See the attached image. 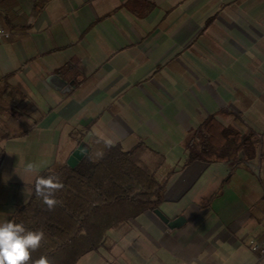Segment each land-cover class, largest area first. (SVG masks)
Here are the masks:
<instances>
[{
	"label": "crops",
	"instance_id": "0c3cea01",
	"mask_svg": "<svg viewBox=\"0 0 264 264\" xmlns=\"http://www.w3.org/2000/svg\"><path fill=\"white\" fill-rule=\"evenodd\" d=\"M242 1L5 0L0 26L10 34L0 40V222L28 199L41 170L66 162L89 136L123 150L141 140L164 156L156 175L172 170L157 209L184 222L170 229L146 210L109 229L102 246L75 264H254L247 243L264 233V188L253 179L259 155L183 165L185 134L206 116L225 113L224 97L211 92L199 107L184 75L166 81V93L171 100L187 98L188 111L157 102L156 90H137L151 70L182 55L218 17H233L219 12L223 5ZM186 59L180 58L182 68ZM51 74L70 90L50 87ZM28 163L34 172H25Z\"/></svg>",
	"mask_w": 264,
	"mask_h": 264
},
{
	"label": "trees",
	"instance_id": "16d2710c",
	"mask_svg": "<svg viewBox=\"0 0 264 264\" xmlns=\"http://www.w3.org/2000/svg\"><path fill=\"white\" fill-rule=\"evenodd\" d=\"M4 5L5 0H0V8ZM2 18L4 23L9 22L6 15ZM213 18L208 17L204 27ZM84 129L86 132L89 125ZM187 134L183 165L194 161L236 163L257 156L254 134L222 124L215 114L206 116ZM86 143L89 151L74 167L62 162L41 170L33 181L28 199L16 206L8 219L22 224L26 230L44 232L45 238L40 247L31 252L29 264L41 256L48 257L52 264H75L80 256L102 246L109 229L146 210L158 208L163 200L172 170L161 179L156 177L164 164L162 154L141 140L128 150L92 136ZM49 175L58 177L64 185L55 193V199L61 203L52 211L35 194L36 179Z\"/></svg>",
	"mask_w": 264,
	"mask_h": 264
},
{
	"label": "rangeland",
	"instance_id": "374dc122",
	"mask_svg": "<svg viewBox=\"0 0 264 264\" xmlns=\"http://www.w3.org/2000/svg\"><path fill=\"white\" fill-rule=\"evenodd\" d=\"M249 1L251 0H243L240 4L223 5L219 12L222 11L223 14L233 17L226 19L222 16L218 17L219 20L209 27L206 34L192 41L188 48L183 50L182 55L188 56L184 68H182L183 62H180L182 55H178L170 59L161 70L157 72L151 70L147 77L142 79L137 90L142 93H155L156 90L159 92L157 102H170L180 112L181 109L188 111L190 101L187 98L171 100L166 93V89L171 90L170 84L166 81L184 75L189 78L188 95L196 100L194 103H198L199 107L202 97L205 98V95L208 97L211 92H217L224 97L225 113L219 112L216 118L222 124L232 126L242 133L251 131L254 134L257 145L259 144V154L257 153L256 158L259 155L260 160L254 163L253 179L257 188L262 190V187L264 188V135L262 134L264 131V0ZM213 10L209 8L206 17L212 14ZM145 70L143 69V72ZM172 88L178 91L179 86L176 87L174 84ZM237 90L238 93L235 95ZM158 113L161 117V119L158 117L159 121L169 125L163 115L159 111ZM179 115L182 116L181 113ZM201 119H203L202 115L196 120ZM187 135L185 134L182 140V148ZM256 165H259L258 169ZM165 170L162 169L156 177L160 179L165 174Z\"/></svg>",
	"mask_w": 264,
	"mask_h": 264
},
{
	"label": "clouds",
	"instance_id": "9594fccd",
	"mask_svg": "<svg viewBox=\"0 0 264 264\" xmlns=\"http://www.w3.org/2000/svg\"><path fill=\"white\" fill-rule=\"evenodd\" d=\"M35 167L33 163H28L25 172H34ZM63 187V183L54 175L40 176L35 181V194L42 199L47 209L52 211L61 203L55 199V193ZM44 238L42 230L29 231L22 224L12 221L0 222V264H29L31 252L40 247ZM32 264H52V261L46 256H41L32 261Z\"/></svg>",
	"mask_w": 264,
	"mask_h": 264
},
{
	"label": "water",
	"instance_id": "95a60500",
	"mask_svg": "<svg viewBox=\"0 0 264 264\" xmlns=\"http://www.w3.org/2000/svg\"><path fill=\"white\" fill-rule=\"evenodd\" d=\"M47 84L53 89L59 91L60 93H65L70 90L67 82L59 77L57 74H51L46 78ZM89 151L88 146L83 142H79L77 147L72 151V153L66 159V164L69 167H74L78 161L83 157L85 153ZM153 213L170 229L179 227L183 222L184 218L182 216H178L173 220L167 219L159 209L155 208L152 210Z\"/></svg>",
	"mask_w": 264,
	"mask_h": 264
},
{
	"label": "built area",
	"instance_id": "2783aa9c",
	"mask_svg": "<svg viewBox=\"0 0 264 264\" xmlns=\"http://www.w3.org/2000/svg\"><path fill=\"white\" fill-rule=\"evenodd\" d=\"M9 32L0 26V40L9 36ZM248 249L255 256L254 264H264V233L262 237H251L247 243Z\"/></svg>",
	"mask_w": 264,
	"mask_h": 264
}]
</instances>
